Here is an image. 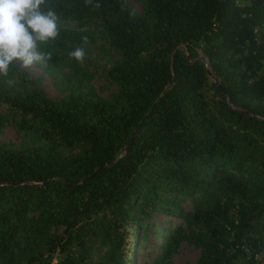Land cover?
Instances as JSON below:
<instances>
[{
  "label": "trees",
  "instance_id": "16d2710c",
  "mask_svg": "<svg viewBox=\"0 0 264 264\" xmlns=\"http://www.w3.org/2000/svg\"><path fill=\"white\" fill-rule=\"evenodd\" d=\"M53 5L60 34L36 65L60 97L15 64L0 76V130L23 141L0 145V264H134L148 229L151 264L182 243L195 264H264V0ZM97 41L118 55L108 98L66 53Z\"/></svg>",
  "mask_w": 264,
  "mask_h": 264
},
{
  "label": "rangeland",
  "instance_id": "374dc122",
  "mask_svg": "<svg viewBox=\"0 0 264 264\" xmlns=\"http://www.w3.org/2000/svg\"><path fill=\"white\" fill-rule=\"evenodd\" d=\"M125 1L133 14L139 15L141 13L144 0ZM242 5L239 2V6L242 7ZM76 48L84 49L85 56L82 62L87 65L90 71V83L97 96L100 98H108L111 94L115 93L117 88L115 84L105 77V71L118 59V55L101 41H97L94 45H74L66 53L70 54ZM199 56L201 57V55ZM15 66L25 74L30 86L42 91L50 99H58L60 97L50 78L36 64L31 67H24L17 61L15 62ZM22 144L23 141L16 135L15 129L10 123H6L5 127L0 130V145L9 148H18ZM180 206L187 211L191 208V204L187 201L181 202ZM149 220V223L152 220L155 221L162 229H166L168 225H175L177 222V219L173 216L161 214H154ZM157 244L158 240H154L150 229L147 232V241L142 247L134 250V245L131 242V257L134 256V264H151L158 255V251L155 248ZM199 254L200 250L197 247L182 243L171 256L169 264H195L199 258Z\"/></svg>",
  "mask_w": 264,
  "mask_h": 264
},
{
  "label": "clouds",
  "instance_id": "9594fccd",
  "mask_svg": "<svg viewBox=\"0 0 264 264\" xmlns=\"http://www.w3.org/2000/svg\"><path fill=\"white\" fill-rule=\"evenodd\" d=\"M58 21L53 0H0V76H7L17 61L24 67L46 64L49 56L40 45L57 39ZM82 40L86 43L87 37ZM70 55L82 62L85 52L76 48Z\"/></svg>",
  "mask_w": 264,
  "mask_h": 264
},
{
  "label": "water",
  "instance_id": "95a60500",
  "mask_svg": "<svg viewBox=\"0 0 264 264\" xmlns=\"http://www.w3.org/2000/svg\"><path fill=\"white\" fill-rule=\"evenodd\" d=\"M214 81H217V79L214 77ZM133 135H134V133H133ZM133 135H132V137H133ZM132 137L129 139V141L127 142V144L124 146V148L119 152V154H124V153H126L127 152V150L129 149V147H130V144H131V141H132ZM52 178H49V180H51ZM47 182H44V183H42V184H30V185H35V186H40V187H43V186H45V184H46ZM2 185H4V183H0V186H2ZM8 185H10V186H18V185H20V183H18V184H8Z\"/></svg>",
  "mask_w": 264,
  "mask_h": 264
}]
</instances>
